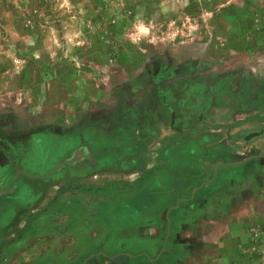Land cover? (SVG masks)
<instances>
[{
    "label": "rangeland",
    "instance_id": "374dc122",
    "mask_svg": "<svg viewBox=\"0 0 264 264\" xmlns=\"http://www.w3.org/2000/svg\"><path fill=\"white\" fill-rule=\"evenodd\" d=\"M153 76L180 79L182 95L207 94L233 77L227 89L242 110L264 119V0H0V146L75 125L100 109L112 113L131 82L147 89ZM244 147L241 162L253 164L241 192L227 198L232 213L209 217L186 206L180 218L190 225L161 229L159 242L146 248L132 245L139 259L118 248L111 255H125H103L97 263L154 264L147 252L162 264H264V145ZM35 231H27L24 257H35L40 243L52 239ZM5 249L13 254L16 245Z\"/></svg>",
    "mask_w": 264,
    "mask_h": 264
},
{
    "label": "crops",
    "instance_id": "0c3cea01",
    "mask_svg": "<svg viewBox=\"0 0 264 264\" xmlns=\"http://www.w3.org/2000/svg\"><path fill=\"white\" fill-rule=\"evenodd\" d=\"M175 80L153 76L147 89L131 82L123 106L112 105V113L100 109L75 125L2 142L0 248L5 244L0 260L98 264L103 255H125H111L118 248L137 260L141 253L131 251L132 245L146 248L159 242L161 229L190 225L180 218L186 206L209 217L232 213L235 207L227 198L234 189L241 192L240 182L247 181L246 169L253 164L241 162L247 152L243 146L263 147L264 119L242 110L233 89H227L233 77L203 95L180 94V79ZM169 176L171 186L162 189ZM27 231L52 237L39 242L43 249L31 258L24 257ZM7 243L16 245L13 254ZM145 253L162 264L160 256Z\"/></svg>",
    "mask_w": 264,
    "mask_h": 264
},
{
    "label": "water",
    "instance_id": "95a60500",
    "mask_svg": "<svg viewBox=\"0 0 264 264\" xmlns=\"http://www.w3.org/2000/svg\"><path fill=\"white\" fill-rule=\"evenodd\" d=\"M76 151L74 150L73 153H75ZM72 158L69 159H64L63 161H61L59 164H57L53 170H57L59 169L65 162H71Z\"/></svg>",
    "mask_w": 264,
    "mask_h": 264
}]
</instances>
